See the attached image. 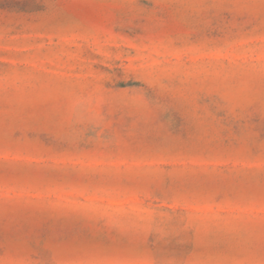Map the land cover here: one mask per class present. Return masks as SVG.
<instances>
[{
	"label": "rangeland",
	"instance_id": "1",
	"mask_svg": "<svg viewBox=\"0 0 264 264\" xmlns=\"http://www.w3.org/2000/svg\"><path fill=\"white\" fill-rule=\"evenodd\" d=\"M0 264H264V0H0Z\"/></svg>",
	"mask_w": 264,
	"mask_h": 264
}]
</instances>
